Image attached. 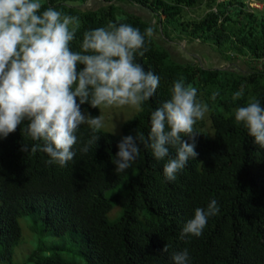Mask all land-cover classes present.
I'll list each match as a JSON object with an SVG mask.
<instances>
[{"label": "trees", "instance_id": "1", "mask_svg": "<svg viewBox=\"0 0 264 264\" xmlns=\"http://www.w3.org/2000/svg\"><path fill=\"white\" fill-rule=\"evenodd\" d=\"M90 1L41 0V11L51 6L79 18L74 51H79L85 31L109 21L129 24L142 34L152 27V37H145L148 51L143 55L138 51L135 61L160 77L159 86L125 123L123 134L100 129L98 141L88 145L92 130L82 125L73 146L75 156L63 167L46 163L50 157L42 151L31 152L34 144L43 142L27 134V121L0 138V261L11 264L22 236L19 218L29 215L55 235L82 233L86 264H174L172 255L184 249L188 264H264V147L235 121V110L252 98L264 107V6L252 9L246 0H104L98 10L83 9ZM121 3L150 11L168 41L199 40L228 60L229 52L234 53L249 61L251 72L178 62L155 38L152 21L127 12ZM202 6L207 9L204 16L189 17L190 10ZM181 77L197 88V100L209 106L210 131L205 116L194 125L197 158H190L169 181L163 168L175 157V149L157 161L151 149L141 145L131 167L116 173L113 162L121 139L137 132L148 138L151 113L171 98L173 83ZM242 88L241 98L234 101L233 95ZM214 91L219 92L215 101ZM86 110L95 116L100 113V108L87 103L81 105L82 113ZM182 139L192 143L188 137ZM24 144L28 152L21 151ZM86 145L88 151H81ZM113 189L118 191L107 197ZM213 199L220 210L208 217L202 234L181 239L195 209L207 210ZM117 206L123 213L113 222L109 214ZM26 264L75 263L34 253Z\"/></svg>", "mask_w": 264, "mask_h": 264}, {"label": "clouds", "instance_id": "2", "mask_svg": "<svg viewBox=\"0 0 264 264\" xmlns=\"http://www.w3.org/2000/svg\"><path fill=\"white\" fill-rule=\"evenodd\" d=\"M41 9V0H0V138H7L27 121V134L43 142L34 144L31 152L42 151L50 157L46 163L63 167L75 156L79 128L87 125L92 130L91 145L98 141L96 133L104 126L101 115H86L81 105L139 110L156 93L160 77L135 61L138 51L140 55L148 51L145 37H152V27L142 34L129 24L109 21L104 27L85 31L79 51H74L71 45L80 28L79 18L51 6ZM80 65L84 67L78 68ZM197 92L183 77L174 81L171 98L151 113L148 138L137 132L135 137L121 139L113 162L115 172L131 167L141 145L150 148L157 161L168 157L174 148L175 157L163 168L167 180L174 181L189 159L198 156L194 125L204 118L209 106L197 100ZM242 94L243 88L232 99ZM218 95L214 91L211 99L215 101ZM235 121L242 122L254 143L264 147V107L259 100L252 98L247 106L238 107ZM88 145L81 151L87 152ZM21 151L28 152V145ZM219 210L215 199L207 210L195 209L180 238L199 237L208 217ZM162 251H168L167 245ZM172 259L174 264H188V250L174 253Z\"/></svg>", "mask_w": 264, "mask_h": 264}, {"label": "rangeland", "instance_id": "3", "mask_svg": "<svg viewBox=\"0 0 264 264\" xmlns=\"http://www.w3.org/2000/svg\"><path fill=\"white\" fill-rule=\"evenodd\" d=\"M104 5V0H92L82 8L86 10H98ZM119 5L127 12L134 13L148 21H152L157 30L154 33L155 38L168 47L173 58L178 62H195L200 64L204 69H226L242 74L251 72L252 66L249 61L238 57L234 53L229 52L231 59L228 60L221 56L217 51H214V47L202 43L199 40L192 42L187 38H178L175 41H168L161 31V27L156 24L155 20H153V14L150 11L138 5L129 3H121ZM206 12V6L198 7L189 11V17L200 18L204 16ZM158 41L157 43L159 44ZM257 65L260 66V64ZM140 110L141 108L138 110L130 106H101L100 113L96 116L87 110L83 113L86 115L90 114L93 117H99L101 115L104 123V126L101 129L120 135L123 134L125 123L132 119ZM204 123L207 130L210 131L211 122L209 119V112L205 114ZM210 136L212 137L213 134ZM117 191L118 189L108 191L107 197H112ZM122 213V207L117 206L110 212L109 218L114 222L122 216ZM19 225L22 230V236L19 243L14 248V255L11 264H26L28 259L34 253H38L41 257L57 255L67 262L86 264L82 250V244L84 243L82 233L67 231L62 235H55L49 230L44 229L43 221L35 222L29 215L20 217ZM0 264L9 263H3L0 261Z\"/></svg>", "mask_w": 264, "mask_h": 264}, {"label": "built area", "instance_id": "4", "mask_svg": "<svg viewBox=\"0 0 264 264\" xmlns=\"http://www.w3.org/2000/svg\"><path fill=\"white\" fill-rule=\"evenodd\" d=\"M246 3L252 9H262L264 6V0H246Z\"/></svg>", "mask_w": 264, "mask_h": 264}]
</instances>
